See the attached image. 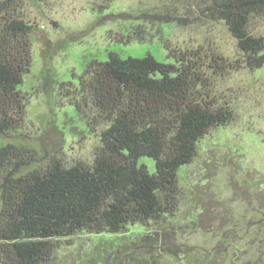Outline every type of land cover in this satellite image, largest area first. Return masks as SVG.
I'll use <instances>...</instances> for the list:
<instances>
[{
  "label": "trees",
  "instance_id": "trees-1",
  "mask_svg": "<svg viewBox=\"0 0 264 264\" xmlns=\"http://www.w3.org/2000/svg\"><path fill=\"white\" fill-rule=\"evenodd\" d=\"M8 1L0 5V137L25 121L29 100L20 85L33 62L32 27L8 9ZM195 3L203 15L226 26L237 41L240 57L213 53L209 59L201 48L172 46L167 39L165 46L173 61H161L151 52L128 58L112 53L107 60L93 59L79 83L61 82L62 97L100 135L92 163L77 161L68 166L54 157L46 167L24 172L29 149L0 142V173L5 172L0 264H47L59 239L84 231L122 238L115 245L118 249L108 255L111 264H166L167 257L176 256L185 264H264V209L260 206L254 212L263 214L256 219L230 216L232 223L218 225L223 236L213 248L189 251L166 242L168 235L179 233V223L195 230L203 227V210L194 209L187 218L175 211L178 171L194 160L210 130L233 119L228 107L218 106L211 98L209 77L264 65V36L249 29L252 17L264 15V0ZM159 13L163 22L185 20L170 10ZM146 34L137 23L125 37L126 41L147 40ZM99 126H103L100 131ZM145 156L155 160V172L140 163ZM251 221L255 235L248 236ZM157 223L163 229L150 227ZM167 224L172 230H167Z\"/></svg>",
  "mask_w": 264,
  "mask_h": 264
},
{
  "label": "rangeland",
  "instance_id": "rangeland-1",
  "mask_svg": "<svg viewBox=\"0 0 264 264\" xmlns=\"http://www.w3.org/2000/svg\"><path fill=\"white\" fill-rule=\"evenodd\" d=\"M5 1L0 0V5ZM8 2V9L32 27L33 62L20 85L29 100L25 121L19 129L0 137L1 143L29 149L30 161L22 168L24 172L46 167L54 157L68 166L94 160L100 135L61 95V82L79 83L80 75L93 59L107 60L112 53L123 58L142 57L151 52L159 60L170 62L173 59L168 57L167 39L172 46L201 48L209 59L213 53L228 59L240 57L237 41L226 26L203 15L195 0ZM172 5L178 11L176 8L174 12ZM169 10L185 20L178 24L159 20V12ZM137 23L149 32L148 39L126 41L131 26ZM249 29L264 36V15L252 17ZM209 83L211 98L218 106L228 107L233 119L210 130L200 142L194 160L178 171L180 192L175 211L187 218L192 210H203V227L195 230L192 226L180 227L179 223V233L168 235L166 242L189 251L218 246L223 236L219 226L222 222L232 223L230 216L253 220L263 214L261 210L254 212L256 206L264 209V65L259 69L241 67L211 74ZM73 127L80 132L73 131ZM102 128L99 126L98 130ZM140 163L146 164L150 172L156 171L152 157H142ZM4 175L5 172L0 173V202ZM251 224L248 236L255 235V225L252 221ZM150 227L163 229L159 223ZM172 228L167 224V230ZM121 240L116 234L77 233L58 240L59 247L47 264H111L108 255L118 249L115 245ZM167 258L166 264L186 262L177 256ZM189 259L191 262L193 256Z\"/></svg>",
  "mask_w": 264,
  "mask_h": 264
}]
</instances>
